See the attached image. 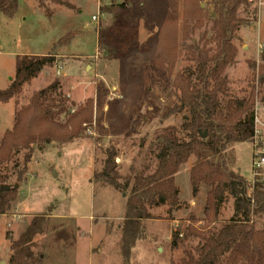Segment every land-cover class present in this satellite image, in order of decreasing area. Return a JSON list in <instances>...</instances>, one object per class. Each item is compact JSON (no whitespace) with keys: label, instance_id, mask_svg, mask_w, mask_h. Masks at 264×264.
<instances>
[{"label":"trees","instance_id":"1","mask_svg":"<svg viewBox=\"0 0 264 264\" xmlns=\"http://www.w3.org/2000/svg\"><path fill=\"white\" fill-rule=\"evenodd\" d=\"M54 1L68 5L63 0ZM183 1V10L181 0H122L100 7L101 13L112 14L124 24L126 31L144 21L152 32L144 46L133 39L127 50L121 52L118 42L110 37L111 29H98L102 57L120 63L119 96L109 103L105 112L113 134L133 128L137 106L156 83L154 73L171 75L181 49L188 64L173 80L176 103L169 110V114H183V122L155 132L156 169L146 175L140 172L132 186L129 176L122 184L117 149L109 147L104 167L95 174V180L119 190H130L122 224V253L128 264L132 249L145 236L142 220L154 218L151 209L179 205L180 189L175 178L181 165L194 156L190 174L192 193L197 196L202 186L209 189L204 224L199 228L190 225L185 230L186 236H195L200 242L185 250L179 264H264V180L256 178L249 195L248 181L236 167L235 151L236 144L254 140L256 92L253 87L249 95L233 94L227 73L238 62V31L244 23L241 14L250 9L252 2L207 0L214 9V17L209 18L202 0ZM18 9V0H0L1 13L6 16H15ZM206 19L210 29L201 32L198 39L192 34L202 29ZM71 37L73 34H68L58 43H68ZM261 58L264 61V51ZM57 61L54 53L17 55L15 75L10 85L0 90V101L19 99L25 86ZM261 78L260 82L264 83V76ZM108 95L106 86L100 82L96 99L88 98L75 106L63 91L60 79L35 91L29 104L17 110L13 127L0 142V167L12 161L19 149L28 151L25 155L28 164L34 145L83 137L86 125L94 122L95 106L103 112ZM7 181L8 176L0 172V215L9 210L18 196L16 185H8ZM5 186L9 188L4 189ZM227 196L234 200V214L230 219L219 220ZM47 221L46 215L33 217L13 241L9 264H29L34 256V238L43 232ZM180 236L176 231L173 247L182 241Z\"/></svg>","mask_w":264,"mask_h":264},{"label":"rangeland","instance_id":"2","mask_svg":"<svg viewBox=\"0 0 264 264\" xmlns=\"http://www.w3.org/2000/svg\"><path fill=\"white\" fill-rule=\"evenodd\" d=\"M15 16L8 17L0 10V90L6 89L15 75L16 56L23 54L58 56L53 67H46L32 83L24 88L19 99L0 101V142L5 132L13 127L16 112L29 104L35 91L49 86L55 79L62 82L63 91L75 106L88 98L96 99L97 87L104 83L109 91L104 111L96 108L94 122L86 125L83 137L64 142L54 140L45 145H34L32 159L25 164V149H19L14 159L4 163L0 172L8 176V185H16L17 199L9 210L0 215V264H9L11 245L26 229L34 216L46 215L48 221L42 233L34 238L33 258L29 264H126L122 253V224L130 190L116 189L95 180L104 167L106 150L115 147L118 171L124 184L142 172L152 173L158 164L153 140L155 132L170 125H181L183 114H169L176 103L173 80L188 62L181 49L171 75L154 73L156 83L149 95L137 106L132 129L113 134L105 112L117 98L120 80L119 60L102 57L98 29L109 27L111 38L118 42L121 52L133 39L144 46L152 32L141 21L137 28H128L112 14L101 13L100 7L122 0H18ZM184 1L181 0L183 10ZM209 18L214 17L213 5L202 0ZM256 9V13L254 12ZM181 10L179 26L183 31ZM93 16H97L94 20ZM244 23L238 31V62L228 69L230 87L237 96L256 92L255 112L264 137V0L252 2L241 14ZM209 19L202 29L192 35L199 39L201 32L210 29ZM73 34L68 43H58ZM250 63L253 65L251 66ZM236 167L248 182H253L252 143L235 145ZM194 156L182 164L175 181L180 189V203L151 209L154 218L142 220L145 236L132 249L128 264H179L185 250L200 242L186 236V228L201 227L208 192L202 186L193 195L190 174ZM21 176V177H20ZM20 178V180H19ZM247 182V185H248ZM234 214V200L227 196L219 220ZM261 225V224H259ZM176 231L182 239L172 246Z\"/></svg>","mask_w":264,"mask_h":264},{"label":"built area","instance_id":"3","mask_svg":"<svg viewBox=\"0 0 264 264\" xmlns=\"http://www.w3.org/2000/svg\"><path fill=\"white\" fill-rule=\"evenodd\" d=\"M250 2H255L256 0H248ZM93 19L96 20L97 16H93ZM261 124V121L258 116L255 118V137L252 141V171L254 180L253 182H248V194L251 195L252 189L255 183L256 178L264 180V137L261 133V130L258 128V124Z\"/></svg>","mask_w":264,"mask_h":264},{"label":"water","instance_id":"4","mask_svg":"<svg viewBox=\"0 0 264 264\" xmlns=\"http://www.w3.org/2000/svg\"><path fill=\"white\" fill-rule=\"evenodd\" d=\"M207 135V132H205L204 134H203V136L205 137ZM17 187V186H16ZM9 188V186H5L4 187V189H8Z\"/></svg>","mask_w":264,"mask_h":264}]
</instances>
